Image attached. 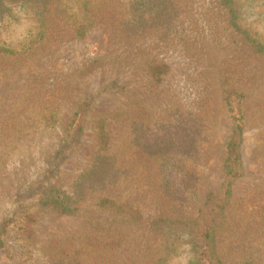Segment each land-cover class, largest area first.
<instances>
[{"label": "rangeland", "instance_id": "1", "mask_svg": "<svg viewBox=\"0 0 264 264\" xmlns=\"http://www.w3.org/2000/svg\"><path fill=\"white\" fill-rule=\"evenodd\" d=\"M168 1L175 8L172 32L177 35L161 44L149 38L131 44L98 26L83 39L23 49L35 28L30 13L13 7L0 18V46L21 52L0 54V223L17 208L20 189L49 180L48 162L67 138L80 106L88 104V122L79 143L56 162L58 188L72 195L98 156L93 119L106 121L110 143L105 155L121 153L117 191L85 192L72 215L40 211L33 258L15 256L16 233L11 231L0 264H50L47 249L54 240L74 242L78 239L72 235L104 232L96 230V222L108 227L103 243L121 234L123 243L143 257L147 248L153 255L163 252L165 240L177 250L166 264H197L190 228L172 225L170 230L174 212L216 228L215 256L222 264H264V53L228 26V13L218 0ZM257 5L235 3L244 26L264 32V9ZM32 48L35 54L26 56ZM99 60L105 61L102 68L89 69ZM150 66L164 67V72L154 78ZM228 90L242 95L243 117L242 166L230 196L224 168L233 135ZM47 100L59 114L54 129L34 137L17 135L12 140L16 149L6 150L10 118L20 108L42 113ZM103 197L134 205L143 221L139 226L116 222L110 211L96 207ZM162 217L166 223L156 231Z\"/></svg>", "mask_w": 264, "mask_h": 264}, {"label": "trees", "instance_id": "2", "mask_svg": "<svg viewBox=\"0 0 264 264\" xmlns=\"http://www.w3.org/2000/svg\"><path fill=\"white\" fill-rule=\"evenodd\" d=\"M228 13V26L236 32H241L253 49L259 53H264V32L244 26L240 20L241 15L235 7L236 0H218ZM256 2V9H264L261 0H249ZM13 7H19L29 12L34 19V29L32 38L24 45H36L44 47L52 42H65L72 37L83 39L94 27L107 26L113 29L122 41L136 43L142 39H152L156 44L164 43L165 40L177 34L175 22L172 16L175 8L168 0H0V18L10 13ZM173 34V35H172ZM22 49V50H23ZM18 49H8L0 46V54L3 56H19ZM35 54V49L28 53ZM25 56V55H24ZM105 61H92L89 69L93 72L102 68ZM152 77H158L164 72V67H149ZM242 95H237L235 91H226V101L232 115L233 135L227 145V156L224 161V168L229 178L226 185V195L230 196L232 180L239 176L241 156L239 153L240 140L243 135V117L239 108ZM47 100V104L41 112H33L28 108H20L16 116H12L6 126L4 145L6 150H15L17 143L12 141L15 136L24 134L34 137L39 133H44L49 128L54 129L59 114L57 107ZM88 104L79 107L71 125L68 128L67 138L60 145V149L55 153L53 160L48 162L47 182H39L36 188L34 184H29L28 189H20L15 201L17 208L11 216L5 217L0 223V251L7 246L9 233L15 232L16 237L13 242L16 257L28 256L33 258L31 249L35 235L34 223L40 211L50 210L57 214H75L79 209L77 204L84 199L87 191H117L121 179L120 161L121 153L116 152L113 156L105 155L110 143V133L106 130V121L103 117L92 120L95 125L97 157L92 166L80 175L74 186L72 195L63 193L53 177L58 173L60 163L66 158V153L70 152L73 146L79 143L82 134L86 129ZM25 110V112H23ZM27 121V122H25ZM24 127L21 125L24 124ZM63 156V157H61ZM62 158V159H61ZM177 200V199H176ZM27 201V204L24 202ZM178 201V200H177ZM182 204H184L182 202ZM96 207L99 210L110 211L119 223L140 225L142 216L134 205L122 204L116 199L103 197L98 199ZM162 217L155 222V230L161 231L160 225L165 224ZM96 230L107 231L108 227L95 223ZM176 225L181 229L190 228L189 235H192V245L195 249L199 261L197 264H222L215 256V232L216 228L209 227L207 223L192 221L185 218L180 212H174L171 219L172 231ZM194 225V226H193ZM96 233L94 235L76 234L71 240L56 239L47 249V256L50 264H166L171 255L177 251L175 243L161 241L163 252L153 255L151 248L145 252L148 257L138 255L135 249L127 247L124 237L118 235L117 241H107L103 243L106 233ZM173 235L177 236L175 232ZM164 245V247H163ZM172 247V248H171ZM128 251L127 254H124ZM150 257V258H149ZM149 260L147 261V259ZM215 260V261H214Z\"/></svg>", "mask_w": 264, "mask_h": 264}]
</instances>
